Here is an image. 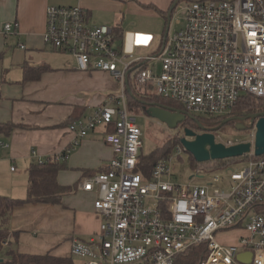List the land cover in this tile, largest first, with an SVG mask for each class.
Wrapping results in <instances>:
<instances>
[{
  "label": "built area",
  "instance_id": "built-area-1",
  "mask_svg": "<svg viewBox=\"0 0 264 264\" xmlns=\"http://www.w3.org/2000/svg\"><path fill=\"white\" fill-rule=\"evenodd\" d=\"M180 1L166 15L169 23L157 52L138 57L133 50L152 47L153 34L134 31L119 40L114 27L90 25L79 5L46 8L45 43L70 54L78 70L110 74L121 91L120 97L108 96L93 115L68 126L75 135L73 145L99 125L113 128L104 133L112 157L101 171L77 183L80 190L96 192L94 209L100 220L95 234L71 241V255L84 264H173L179 253L202 243L207 253L199 264H246L236 258L242 252L252 254L248 264H264V155L253 153L256 119L240 120L243 138L215 139L225 146L251 143L242 156L243 168L235 171L221 164L224 187L219 186L222 177L207 173L217 166L199 162L190 176L196 180L173 182L172 154L157 160L148 178L137 170L143 134L127 109L126 95L137 100L131 89L172 98L196 118L228 116L243 92L264 99V0ZM175 16L181 27L171 33ZM17 28L16 22H6L2 32ZM155 60L161 64L159 72L150 65ZM71 149L46 160L66 156ZM175 149L180 157L181 142ZM232 229L244 233L235 243L221 244L217 234ZM8 244L9 239L1 242Z\"/></svg>",
  "mask_w": 264,
  "mask_h": 264
},
{
  "label": "crops",
  "instance_id": "crops-1",
  "mask_svg": "<svg viewBox=\"0 0 264 264\" xmlns=\"http://www.w3.org/2000/svg\"><path fill=\"white\" fill-rule=\"evenodd\" d=\"M176 1L0 0V163L9 167L4 174L0 172V195L25 198L29 165L69 147L71 151L60 159L63 167L57 179L64 186H73L59 204L25 203L14 209L9 228L17 236L9 239L6 248L69 256L73 238L86 239L97 232V194L78 189L77 183L112 157V149L104 141L106 127H95L73 145L75 135L68 125L93 115L119 85L106 72L76 69L70 54L45 43L47 6L79 5L86 10L90 25L118 26L128 34L151 33L142 20L160 16L166 20L165 32L166 15ZM6 22H16L17 31L3 33ZM23 64L48 68L38 79L26 81Z\"/></svg>",
  "mask_w": 264,
  "mask_h": 264
},
{
  "label": "trees",
  "instance_id": "trees-1",
  "mask_svg": "<svg viewBox=\"0 0 264 264\" xmlns=\"http://www.w3.org/2000/svg\"><path fill=\"white\" fill-rule=\"evenodd\" d=\"M114 31L116 39L122 40L125 35L123 33V30L120 27L115 26ZM47 68V66H39L37 68H34L28 66L27 64H23V80L27 81L38 79L42 72ZM131 91L132 94L136 95V104L142 112H145V109L149 105L153 104H158L166 108L182 109V105L172 98L157 95H146L142 92H135L132 89ZM107 98L104 102L107 101ZM263 111L264 99L243 92L240 94L239 99L231 109L228 116L215 118H196L194 116L192 119L187 118L190 121L189 124H187L188 120L186 119V121H184L180 126L189 127L191 129H200V124L205 128H212V126L215 125L219 127L224 121H226L225 124H236L235 121H239V118L250 116L254 113ZM72 122L73 121H71L69 124H71ZM112 130L113 128L111 125L106 126V131ZM177 143H180L179 139L176 141H172L171 139H169L156 146V148H154L147 155H144L141 151L140 164L137 170L142 173L145 178L150 177L156 161L160 158L168 157L172 153ZM62 152H64V150ZM189 156L193 165L198 164V162H196L190 154ZM61 158H65V156H62L59 159L49 158V160H44L38 163H31L29 165L27 169V194L25 198L0 195V264H74L71 253L69 256H59L51 253L50 251L46 253L20 252L13 251L1 245V242L3 240L10 239V237L15 238L17 236V232L10 231L9 228L11 214L14 209L25 203L47 205L59 204L63 195L73 189V186H64L58 182L57 175L60 169L63 167L60 163ZM220 163H224L222 159L201 162L200 164L204 166H217ZM99 171H101V168L98 171L86 175H93L94 173H97ZM206 253L207 252L205 244H198L192 246V248L190 249L183 251L182 253H179L175 257L173 264H199L200 261L205 258Z\"/></svg>",
  "mask_w": 264,
  "mask_h": 264
},
{
  "label": "rangeland",
  "instance_id": "rangeland-1",
  "mask_svg": "<svg viewBox=\"0 0 264 264\" xmlns=\"http://www.w3.org/2000/svg\"><path fill=\"white\" fill-rule=\"evenodd\" d=\"M180 3H183L182 0ZM176 15L181 16L180 10L176 6ZM176 17H174L173 22L170 25V31L171 33L174 32L180 25L176 23ZM144 25L148 26V29L146 31H150L154 37L155 41L152 47L150 48H135L133 50V56L138 57V56H147V55H152L153 52H157V45L162 39V35L165 30V25H166V20L164 17H146V19L142 20ZM150 65H155L156 66V71H160V62L158 60H155L153 62H150ZM112 95L116 97L121 96V91L120 88L118 87L117 90H113L111 92ZM126 104H127V109L130 113L134 114L135 120L137 125L140 127L142 134H143V149L142 153L144 155L149 154L156 146L162 144L165 140L171 139L172 141L178 140V136H183L184 134L180 132L179 127L175 129H170L165 123L160 122L158 119H155L153 117H150L147 115L145 112H142L139 107L136 104L135 100H130L129 95H126ZM240 122L244 123L241 121H235V123ZM246 123V122H245ZM222 125V124H221ZM215 130L214 135L216 141H226L227 139H235L237 137L243 138L246 135L245 130H238L235 128V124H224ZM218 126H212L208 127L207 129H215ZM172 162L174 165V174L172 176L173 182L176 183H189L190 181L196 180L197 178L190 179V176L194 174V165L190 160L189 153L185 152L182 150L180 157L177 155V150L174 148L172 151ZM225 160V161H224ZM223 162L228 165V168L233 169L235 171L240 170L241 168L244 167L245 165V158L240 156L237 158H229V159H223ZM223 164V163H222ZM14 165V164H13ZM221 163L217 165L216 170H211L208 171L207 173H217L220 177H222V181L220 182L219 186L224 187L226 184V178H225V173L226 170L222 168ZM15 167H18L17 165H14ZM9 167L4 166V163H0V172L4 174L6 171H8ZM148 204H152L151 202H148ZM242 230L239 229H232V230H227L225 232L217 234V240L221 244H231L234 241H236L239 237L240 234H242ZM73 261L74 264H82L83 261L79 259L78 257L73 256Z\"/></svg>",
  "mask_w": 264,
  "mask_h": 264
},
{
  "label": "water",
  "instance_id": "water-1",
  "mask_svg": "<svg viewBox=\"0 0 264 264\" xmlns=\"http://www.w3.org/2000/svg\"><path fill=\"white\" fill-rule=\"evenodd\" d=\"M174 5L175 3L173 6ZM167 22H169V19ZM145 112L150 117L165 123L170 129H175L178 127V125L183 124L187 117L191 119L193 118L192 115L187 114L182 109L166 108L158 104L149 105L145 109ZM243 118L250 119L252 121L256 119V133L253 145V153L258 157L264 155V111L254 113ZM243 118H239L238 120L240 121ZM225 123L226 121L222 122V125ZM199 127L201 130L199 133L195 132L189 127H184V135L180 139L184 151L189 153L196 162L201 163L210 160L236 158L249 153L251 150V143L249 142L239 143L231 146H225L223 143L215 142V135L213 132L220 126L215 129L213 128L210 131H205V127H203L201 124ZM235 128L238 130H244L245 126L242 123L237 122L235 124ZM251 256V252H242L237 254L236 258L238 261L248 264L251 262Z\"/></svg>",
  "mask_w": 264,
  "mask_h": 264
},
{
  "label": "flooded vegetation",
  "instance_id": "flooded-vegetation-1",
  "mask_svg": "<svg viewBox=\"0 0 264 264\" xmlns=\"http://www.w3.org/2000/svg\"><path fill=\"white\" fill-rule=\"evenodd\" d=\"M188 120V119H187ZM186 121V120H185ZM190 123V121L188 120L187 121V124H189ZM178 126H180V125H178ZM182 128V127H181ZM184 128V127H183ZM182 128V129H183ZM193 130L195 131V132H197V133H199V132H201V130L200 129H195V128H193Z\"/></svg>",
  "mask_w": 264,
  "mask_h": 264
},
{
  "label": "bare ground",
  "instance_id": "bare-ground-1",
  "mask_svg": "<svg viewBox=\"0 0 264 264\" xmlns=\"http://www.w3.org/2000/svg\"><path fill=\"white\" fill-rule=\"evenodd\" d=\"M145 40H147V37H146V39H145V37H140V39H139V41H145Z\"/></svg>",
  "mask_w": 264,
  "mask_h": 264
}]
</instances>
